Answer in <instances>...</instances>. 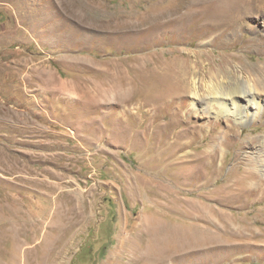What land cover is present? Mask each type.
Here are the masks:
<instances>
[{
  "label": "rangeland",
  "instance_id": "obj_1",
  "mask_svg": "<svg viewBox=\"0 0 264 264\" xmlns=\"http://www.w3.org/2000/svg\"><path fill=\"white\" fill-rule=\"evenodd\" d=\"M163 10L190 21L157 32ZM263 13L264 0H0V264H264V190L250 187L263 177L245 161L264 118L232 139L223 119L185 113L191 96L180 115L167 98L186 66L200 92L232 53L238 73L263 70ZM185 123L196 133L171 140ZM215 141L226 151L209 164ZM198 203L242 228L197 216Z\"/></svg>",
  "mask_w": 264,
  "mask_h": 264
},
{
  "label": "bare ground",
  "instance_id": "obj_2",
  "mask_svg": "<svg viewBox=\"0 0 264 264\" xmlns=\"http://www.w3.org/2000/svg\"><path fill=\"white\" fill-rule=\"evenodd\" d=\"M229 1V0H228ZM251 2V0H249ZM233 2V1H230ZM221 4H218V8H225V10L230 7V11H237L236 10V6L235 5H230L225 1H221L219 2ZM234 4V3H233ZM230 5V6H228ZM232 6V7H231ZM156 8H158L159 6H155ZM174 9V8H171ZM176 9V8H175ZM171 11V10H170ZM224 11V10H223ZM225 12V11H224ZM229 12V11H228ZM167 14H170L168 11H162L159 12L157 14V17L155 16V18H152L154 22L155 26H156V31H161L164 30V28L167 26L171 29V26L174 25V27L172 29L174 30H180L183 29L184 24L189 22L187 21V18L182 17L179 18L178 20L172 19L169 16H167ZM172 14V13H171ZM191 14V13H190ZM227 15V14H226ZM264 15V13H263ZM255 16V15H254ZM262 16V15H261ZM190 17V16H189ZM219 17V16H218ZM221 17V16H220ZM225 17V16H224ZM243 17V16H242ZM246 17V16H245ZM249 17H251V15L247 16V18L244 19L243 24H246V27H249L251 30H254L258 24H252L251 19H248ZM233 16H229L225 17V18H221L220 21H218V23L215 25V27L220 26V23L223 24H229L232 25L233 23H235V20L233 19ZM255 18V17H254ZM206 19V14H202L198 11H194L193 15H191V21L195 24H197V22H200L201 20H205ZM243 19V18H242ZM156 20H158V22H156ZM208 21V20H206ZM215 21V20H214ZM156 22V23H155ZM202 22V21H201ZM220 22V23H219ZM262 23H264V16L263 19L261 21ZM192 23V24H193ZM161 24V25H160ZM215 24V23H214ZM212 24V25H214ZM144 27V25H142ZM141 26V27H142ZM199 26V25H198ZM213 27V26H212ZM221 27V26H220ZM219 28V27H218ZM166 29V28H165ZM217 29V28H216ZM197 30H201L203 31L205 35H208L209 33L212 32L211 30H207V28L203 27L202 25L200 27H198ZM224 30V29H223ZM232 30V29H231ZM230 30V31H231ZM229 31V33H230ZM216 32V31H215ZM234 32V31H233ZM153 33V32H152ZM223 33V32H222ZM213 34V33H212ZM216 33H214L213 35L215 36ZM217 35V34H216ZM213 36V37H214ZM232 41V40H231ZM236 42L231 43V46L234 45ZM164 55V54H163ZM167 56V55H166ZM233 57H229V58H225L222 60L221 65L219 67H214V69H207L205 72H203V74L207 75L206 78H208V80H204L206 78H202V81L200 82V87H204L203 91L200 92L198 87L196 84L195 85H191L190 84V79H191V74L193 73V71L191 70V67L189 69V66H186V68L182 69L178 74L175 75L176 77V82H177V86H175V91L177 93H179L180 91H183V93L178 94L177 97H175L176 95L173 94H169V96L167 97L171 104H173L174 106V111L173 114H179L181 113V107H182V99L188 96H191V100L189 103V107L187 112H185L187 115L189 116H194V117H209L211 120L216 121V120H220L223 119L226 122V128L225 130H223L224 134L230 136L232 139H235V134L233 133L235 127H237L238 125H244L247 122H251V121H255L258 119H263L264 118V75H257L259 72L261 73L262 71H264V69H260L258 68L259 66H253L251 68L247 67V68H242L240 67L239 70L240 73H238V69H234V68H229V65H232V61L233 58H239L240 56L232 53ZM173 58V57H171ZM190 59V58H189ZM193 59V57H192ZM176 60V59H175ZM180 60V59H179ZM204 60V59H203ZM216 60V59H215ZM218 60V59H217ZM186 61V60H185ZM195 61V59H194ZM182 62V61H181ZM199 62V61H198ZM203 63V62H202ZM180 64V63H179ZM204 64V63H203ZM200 65V64H199ZM198 65V66H199ZM151 66V65H150ZM195 66V65H194ZM262 67V66H261ZM161 68V67H160ZM179 69V68H178ZM181 69V68H180ZM177 70V69H174ZM203 70V69H202ZM165 71V70H164ZM255 71H257L255 73ZM168 72V71H167ZM195 72V71H194ZM199 72V71H198ZM173 73V72H172ZM177 73V72H176ZM263 73V72H262ZM194 74V73H193ZM173 75V74H172ZM167 76V75H166ZM194 76V75H193ZM169 77V76H168ZM199 79V78H198ZM194 82V81H193ZM199 82V81H198ZM174 83V81H173ZM164 95H166L164 93ZM168 103V102H167ZM167 105V104H165ZM164 105V106H165ZM163 106V107H164ZM166 107V106H165ZM156 110V109H155ZM154 110V111H155ZM172 110V109H171ZM161 112V111H160ZM183 112V111H182ZM158 114V113H157ZM169 116V115H168ZM175 117V116H174ZM183 117V116H182ZM153 119L151 118V121ZM149 121V120H148ZM169 121V120H168ZM212 121V122H213ZM169 123V122H168ZM211 123V122H210ZM180 124V122H179ZM191 124V123H190ZM158 125V124H157ZM186 125V129L188 130H184L182 132V130H178L176 129L170 136L171 140L172 139H179L182 138V136H184L185 132H190L194 135L196 133L195 130L192 129V127L188 124L185 123ZM143 126V125H142ZM150 126V125H149ZM264 126V123H263ZM153 128V127H152ZM165 128V126H164ZM178 128V127H177ZM149 130V129H148ZM235 132L236 135L241 136L243 134V130H239ZM264 131V130H263ZM164 132V131H163ZM200 132V131H199ZM202 132V131H201ZM145 133V132H144ZM209 133V132H208ZM146 134V133H145ZM151 134V133H150ZM203 134V133H202ZM210 135V134H209ZM162 136V134H161ZM188 136V135H187ZM224 136V135H223ZM227 136V137H228ZM162 138V137H161ZM212 138V137H211ZM218 138V137H217ZM223 138V137H221ZM259 142V150L258 153L252 158V159H246L245 161H247L248 163L253 165L254 170V174L255 173H261V176L263 177L262 179H260L259 181H254L251 183V191L252 192H260L262 189L264 190V133L261 134V136L257 137ZM195 139V138H194ZM255 139V138H254ZM215 140V139H214ZM224 140V139H223ZM230 140V139H229ZM237 140V139H236ZM235 140V141H236ZM238 140H240L238 138ZM175 141V140H174ZM193 141V140H192ZM160 142V141H159ZM170 142V141H169ZM194 142V141H193ZM213 142V141H212ZM253 142V138H249L247 140V138H243L241 141H239V143H242V145H245L244 143H246L245 146H247L249 143ZM174 143V142H173ZM183 145L182 147L184 148L187 145H191L192 142L191 141H186V142H182ZM217 146L221 145L219 147H214L213 149H210L208 151L209 155H211L210 157H212V159L208 160L209 164H212L214 161H216V157H218L220 154L223 156L224 152L226 151L223 148V145L221 144V142H216ZM154 144V143H153ZM171 144V143H170ZM232 144V143H229ZM170 147V145H168ZM196 146V145H195ZM200 146V145H199ZM216 146V144H215ZM182 147H180V149H182ZM228 147V146H227ZM231 147V145H230ZM253 147V146H251ZM198 149L197 147H193ZM236 148V147H235ZM239 148V147H238ZM237 148V149H238ZM242 148V147H241ZM240 148V149H241ZM246 148V147H245ZM154 149V148H153ZM192 149V148H191ZM227 149V148H226ZM233 149V148H232ZM250 149V148H249ZM179 150V149H178ZM236 150V149H235ZM256 150V149H255ZM212 151V152H211ZM232 151V150H231ZM197 152V151H195ZM201 152V151H198ZM235 152V151H234ZM168 153V152H167ZM183 153V151L181 152ZM191 153V152H190ZM203 153V152H202ZM242 153V152H241ZM245 153V152H244ZM204 154V153H203ZM239 154V153H238ZM238 154L236 153L235 158L232 160L233 164L232 166H238L239 163H242V159L239 158ZM249 154V153H248ZM176 155V154H174ZM160 156V155H159ZM173 156V155H172ZM171 156V157H172ZM253 156V155H252ZM251 157V156H250ZM190 158V157H189ZM222 158V157H221ZM220 158V159H221ZM248 158V157H247ZM153 159V158H152ZM168 159V158H167ZM164 160V161H167ZM174 159V158H173ZM181 159V158H180ZM207 159V158H206ZM155 160V159H153ZM204 160V159H203ZM172 161V160H171ZM188 161V159H187ZM193 161V160H192ZM202 161V160H201ZM230 162V161H229ZM158 163V162H157ZM182 163V162H181ZM175 164V163H174ZM204 164V163H203ZM203 164L201 166H203ZM215 164V163H214ZM188 165V164H186ZM217 165V163H216ZM223 166V164H221ZM230 165V164H229ZM200 166V167H201ZM207 166V165H206ZM241 166V165H239ZM170 167V165H169ZM174 167V166H173ZM181 167V166H180ZM204 167V166H203ZM213 167V166H212ZM211 167V168H212ZM261 167V168H259ZM166 168V167H165ZM168 168V166H167ZM184 168V167H183ZM197 168V167H196ZM202 168V167H201ZM220 168V167H219ZM223 168V167H222ZM210 169V168H209ZM193 170V169H192ZM202 170V169H201ZM204 170V169H203ZM207 170V169H206ZM213 170V169H212ZM165 171V170H164ZM163 171V172H164ZM190 171V170H189ZM195 171V170H194ZM197 171V170H196ZM208 171V170H207ZM206 171V173H207ZM227 171V170H226ZM256 171V172H255ZM162 172V171H161ZM160 172V173H161ZM182 172V171H181ZM199 172V171H198ZM197 172V174L194 172L193 174L195 176V180L198 177H201V175H199V173ZM202 172V171H201ZM210 172V171H209ZM221 172V171H220ZM228 172V171H227ZM226 172V173H227ZM165 173V172H164ZM189 173V172H188ZM250 173H252L250 171ZM176 174V173H175ZM182 174V173H181ZM187 174V173H185ZM185 174L183 176H185ZM215 174V173H214ZM223 174V173H221ZM253 174V173H252ZM160 175V174H159ZM165 175V174H163ZM203 175V174H202ZM205 175V174H204ZM211 175V174H210ZM219 175V174H218ZM217 175V176H218ZM178 176V175H177ZM187 176V175H186ZM216 176V177H217ZM165 177V176H164ZM176 177V175H175ZM179 177V176H178ZM182 177V176H180ZM192 177V175L190 176ZM184 178V177H183ZM186 178V177H185ZM204 178V177H203ZM215 178V177H214ZM187 179V178H186ZM200 179V178H199ZM212 179V178H211ZM218 179V178H217ZM246 179V178H244ZM169 180V179H167ZM190 180V179H189ZM224 180V179H223ZM228 180V179H227ZM202 181V180H201ZM207 181V180H206ZM219 181V180H218ZM192 182H194L192 180ZM199 182V181H198ZM189 183V182H188ZM197 183V182H196ZM205 183V182H204ZM239 183V182H238ZM175 184V183H174ZM187 184V183H186ZM217 184V183H216ZM219 184V183H218ZM192 185V184H191ZM201 185V184H200ZM176 186V185H175ZM185 186V185H184ZM197 186V185H196ZM218 186V185H217ZM230 186V185H229ZM229 186H227L226 188H228ZM219 187V186H218ZM181 188V187H180ZM195 188V187H194ZM205 188V187H204ZM211 188V187H210ZM170 189V188H169ZM261 189V190H260ZM207 190V189H206ZM204 190V191H206ZM237 190V189H236ZM166 191V190H165ZM179 191V189H178ZM186 192V191H185ZM192 192V191H191ZM201 192V191H200ZM180 193V192H179ZM199 193V192H198ZM203 193V192H201ZM263 193V192H262ZM167 194V193H166ZM169 194V193H168ZM189 194V193H188ZM191 194V193H190ZM214 194V193H213ZM256 194V193H254ZM264 194V193H263ZM262 194V195H263ZM194 196V195H193ZM218 196V195H217ZM204 197V196H203ZM211 197V196H210ZM235 197V196H234ZM202 198V197H201ZM214 199V198H213ZM222 199V198H221ZM261 199V198H260ZM240 200V199H239ZM259 200V199H258ZM210 201V200H209ZM226 202V201H225ZM224 202V203H225ZM236 202V201H235ZM214 203V202H213ZM263 203V202H262ZM209 204V203H208ZM200 208V210H198V215L197 216H203L204 218H207L209 220V222H214L215 225H217L220 229L222 230H227L228 228L226 227V225L231 228V229H235V228H242V226H236L233 223V220L229 217L225 218V221L221 222V219H219V215L215 216L209 213V211L207 212L205 208V206L201 205V204H197ZM213 205V204H212ZM215 205V204H214ZM222 205V204H221ZM247 205V204H246ZM239 207V206H237ZM263 207V206H262ZM221 208V206H220ZM235 208V207H234ZM216 209V207H215ZM226 210V209H225ZM233 210V209H232ZM211 211V210H210ZM213 211V210H212ZM222 211V210H221ZM241 211V210H240ZM248 211V210H247ZM259 211V210H257ZM264 211V210H263ZM232 212V211H231ZM238 212V211H237ZM252 212V211H251ZM254 212V211H253ZM261 212V211H260ZM217 213V212H216ZM223 213V212H222ZM246 214V213H245ZM258 214V213H257ZM261 214V213H259ZM196 216V217H197ZM258 217V215H257ZM262 217V216H261ZM198 219V218H196ZM239 219V218H238ZM252 219V218H251ZM250 219V220H251ZM263 219V218H262ZM189 220V219H188ZM202 220V219H201ZM243 220V218H242ZM249 220V221H250ZM240 221V220H239ZM246 221V220H245ZM256 221V220H254ZM199 222V221H198ZM197 222V223H198ZM205 222V221H204ZM226 222V223H225ZM193 223V222H192ZM247 223V222H246ZM253 223V222H252ZM244 225V224H243ZM194 226V225H193ZM248 226V225H247ZM249 230V229H248ZM255 232V231H254ZM244 233V232H241ZM245 234V233H244ZM250 235V234H249ZM56 261V260H55ZM52 264H55L54 260L52 262Z\"/></svg>",
  "mask_w": 264,
  "mask_h": 264
}]
</instances>
